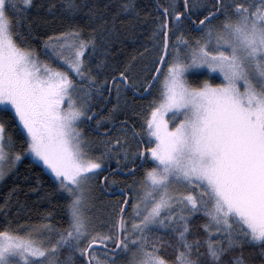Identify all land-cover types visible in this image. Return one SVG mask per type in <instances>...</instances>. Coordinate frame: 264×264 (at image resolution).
<instances>
[{"label": "snow or ice", "instance_id": "1", "mask_svg": "<svg viewBox=\"0 0 264 264\" xmlns=\"http://www.w3.org/2000/svg\"><path fill=\"white\" fill-rule=\"evenodd\" d=\"M34 6L0 0V180L17 174L23 159L46 168L66 201L67 224L46 212L12 227V209L17 216L27 209L14 184L0 202V264H264V0H183V11L169 0L153 30L158 55L141 70L135 57L122 67L111 59L114 25L87 0H61L59 8L73 18L87 9L101 25H89L87 35L74 25L47 36L45 54L64 68L41 60L29 42ZM115 6L113 20L139 18L135 0ZM204 72L222 82H189ZM153 88L137 128L128 119L140 115L129 93L152 95ZM108 103V115L97 119ZM85 123L101 138L87 137ZM147 163L154 166L123 182L107 221L92 214L101 172L107 169V187L118 172L134 176ZM198 214L204 221L191 223ZM164 247L173 249L171 260Z\"/></svg>", "mask_w": 264, "mask_h": 264}, {"label": "trees", "instance_id": "2", "mask_svg": "<svg viewBox=\"0 0 264 264\" xmlns=\"http://www.w3.org/2000/svg\"><path fill=\"white\" fill-rule=\"evenodd\" d=\"M34 2L35 6L29 9L27 14V20L30 22V26L32 28V37H35H30L29 42L33 49L39 53L41 60H47L50 64L54 65V67L64 68V66L52 62V58L45 54L43 42L47 36L66 31L68 30L69 26L74 25H78L79 27L83 28L85 34L87 35V32L89 31V25L92 27H98L101 25V20H89L87 16V9H84L74 18L69 16L67 13L62 12L59 8L61 0H34ZM78 2H82V0H78ZM120 2L121 0H87L89 6H94L96 10L103 14V16L109 21L107 25L109 29H113L114 25L115 38L111 47V53H113L114 56H112L111 59L113 61L120 62L122 67L123 64L126 63L130 58L135 57L136 70H141L145 66L151 68L152 61L158 55L157 49L159 47L156 45L155 39L153 38V30L155 24L158 22V18H162L163 16L162 12L158 9L160 6L169 7V0H135L137 10L139 12L138 19L135 15L119 13L117 18L113 20V15L119 12L115 5H118ZM171 2L176 5V10H184L183 0H171ZM197 2L203 5L211 4L214 2V0H197ZM49 3H56L58 5L55 13H50L47 10V5ZM41 5L43 7H40ZM105 5H108L109 7H105ZM213 23H215V21ZM181 30L183 31V29ZM188 34L196 35L197 33L190 32ZM25 35H27V33H25ZM172 39L174 40V37H172ZM73 79L77 78L73 77ZM188 79L189 82L193 84H197L203 79H210L213 83L222 82V79L218 75L213 74V76H208L206 72L189 75ZM156 90L157 88H153L152 95H147L142 98L137 96V98L133 97L132 94L129 93V99L130 101L134 102L136 106L135 110L136 112H139L140 115L136 116L134 113H128V119L131 123L135 124L137 128L140 127V121L143 119L145 114L141 110L146 107L153 96L156 95ZM111 102L115 103L114 96L112 97ZM108 109L106 110V115H108ZM100 110V108L96 109L97 112H100ZM118 118L125 119V116L117 114L115 119L117 120ZM85 124H83V126H85ZM106 124L107 122H105L104 127L108 128ZM9 133L15 136V132L11 128H9ZM85 133L96 138L97 140L101 138L99 137L98 133L89 134L87 131ZM116 134V131L112 130V135L115 136ZM144 145L146 146V144ZM16 150H19V142H17ZM110 165L111 168H116L115 160L110 161ZM152 166V163L147 165V167ZM16 169L17 174L10 175L0 186V202L3 201V198L8 194L9 190L13 188L14 184H17L20 189V191L17 193V198L21 203L27 204V209L19 216L16 215L15 208L12 209V215L8 217V220L12 221V227L37 223L39 222V217H41L46 212L53 213L52 222L54 224L60 227L66 226L67 216L64 211V205L66 201L62 197H59L57 193H55V185L52 182L51 175L48 174L45 169L42 170L40 166L32 165L29 159H23ZM142 174L143 172L138 171L136 174L137 176L135 177L140 178ZM24 177H27V179H23ZM111 179H115L118 181V183H109V185L106 187L107 189H115L117 185L122 189L126 188V185L123 183L124 180L121 177L119 178L118 176H114ZM37 180H39L41 183L38 191L33 192L30 189L37 187ZM96 191L99 203L96 202L95 207L99 209V213H112L113 208L118 207L114 202L119 200L117 197L119 195L111 197H108L109 195L106 196L107 194L105 191L107 192L108 190L102 189L98 181L96 183ZM45 192L51 193V195L46 199H40L39 197L43 196ZM107 219H109V215ZM204 219L205 218L202 214H198L195 220L191 221V223L199 225L204 221ZM3 224H5V219L3 214L0 213V225ZM160 235L165 240L170 238L165 233H160ZM247 251L248 249H245L246 253ZM161 254L165 255L171 260L173 249L170 247H164ZM77 264H79L78 260ZM257 264H259L258 261Z\"/></svg>", "mask_w": 264, "mask_h": 264}, {"label": "flooded vegetation", "instance_id": "3", "mask_svg": "<svg viewBox=\"0 0 264 264\" xmlns=\"http://www.w3.org/2000/svg\"><path fill=\"white\" fill-rule=\"evenodd\" d=\"M197 35V34H196ZM105 95H107V94H105ZM136 97V96H135ZM137 98V97H136ZM111 100H112V98H111ZM108 105L106 104V106H104V110L100 113V112H98L99 113V115L97 116V118H102V117H104L107 113H106V110L109 108V107H111V103H109V106L107 107ZM107 107V108H106ZM102 110V109H101ZM100 110V111H101ZM124 119L123 118H118L117 119V121H123ZM133 124V123H132ZM106 126L109 128V129H112V130H115L114 128H113V126L110 124V123H107L106 124ZM84 128V131L86 132H88L89 134H92V133H94V134H96L97 133V131H95V130H93L92 128H90V127H88V125H87V123L85 124V126H83ZM116 127H119V125H117ZM142 147H150L149 145H144L143 143H142V145H141ZM149 163H147V164H144L143 165V167H139L136 171H135V174H134V176H137L136 174H137V172L138 171H141V172H143V168H147V165H148ZM107 174V169L105 170V172H101L100 173V178L98 179V183H100V186L102 185V182H103V177H104V175H106ZM115 176H118L119 178L121 177L124 181H126L128 184H131L132 183V180H131V178L133 179V176H122V175H120V174H116ZM125 184V183H124ZM102 187V189H103V186H101ZM119 186L117 185L116 186V188H118ZM106 190H108L109 192H111V191H114L115 189H111V190H109V189H107L106 187H104ZM125 189V188H124ZM106 195V194H105ZM106 196H108V195H106ZM108 197H111V196H108ZM118 197V199H121L122 198V195H119V196H117Z\"/></svg>", "mask_w": 264, "mask_h": 264}, {"label": "rangeland", "instance_id": "4", "mask_svg": "<svg viewBox=\"0 0 264 264\" xmlns=\"http://www.w3.org/2000/svg\"><path fill=\"white\" fill-rule=\"evenodd\" d=\"M52 62H54V63H56V64H58V65H61V66H63V64L62 63H60V62H58L57 60H55V59H52ZM52 65V64H51ZM53 67H54V65H52ZM216 75H218L219 76V74L218 73H216ZM220 77V76H219ZM221 79H222V77H220ZM157 91H158V89L156 90V94H157ZM182 118V117H181ZM80 127L81 128H84L83 127V124H81L80 125ZM84 133H85V131H84ZM85 135L87 136V137H89L90 139H93V140H97L96 138H94V137H92V136H90V135H87L86 133H85ZM96 147H97V149L99 150L100 149V145H96ZM20 163H17V165H16V168L18 167V165H19ZM154 166V165H153ZM45 171L48 173V171H47V169L45 168ZM13 173H10L8 176H6L3 180H0V186H1V184L3 183V181L5 180V179H7L10 175H12ZM48 174H50V173H48ZM51 175V174H50ZM139 177H135V176H133V179H138ZM132 178H131V180H133ZM98 181V180H97ZM97 181H96V183H97ZM96 202L97 203H99L98 202V197H97V191H96V188H95V199H94V201H93V204H94V207H93V209H92V214L95 216V215H99V219L101 220V221H107L108 219H107V217H108V212L106 213H99V209H97L96 207H95V205H96ZM105 211V210H104Z\"/></svg>", "mask_w": 264, "mask_h": 264}, {"label": "water", "instance_id": "5", "mask_svg": "<svg viewBox=\"0 0 264 264\" xmlns=\"http://www.w3.org/2000/svg\"><path fill=\"white\" fill-rule=\"evenodd\" d=\"M145 96H147V95H145ZM145 96H137V97H145ZM107 105H109V103L107 104ZM139 168V167H138ZM137 168V169H138ZM118 174H120V175H122V176H128L127 174H125V173H122V172H118ZM121 189L122 188H117L116 190H114L113 192H106L105 191V193L107 194V195H109V196H117V195H122V192H121ZM124 195H127V192L125 191V193H124Z\"/></svg>", "mask_w": 264, "mask_h": 264}, {"label": "bare ground", "instance_id": "6", "mask_svg": "<svg viewBox=\"0 0 264 264\" xmlns=\"http://www.w3.org/2000/svg\"><path fill=\"white\" fill-rule=\"evenodd\" d=\"M103 110H104V109H102V110L100 111V113H101ZM118 188H119V187H118ZM103 189L105 190V188H104V187H103ZM116 189H117V188H116ZM116 189H115V190H116ZM107 192H108V191H107ZM111 192H113V191H111Z\"/></svg>", "mask_w": 264, "mask_h": 264}]
</instances>
